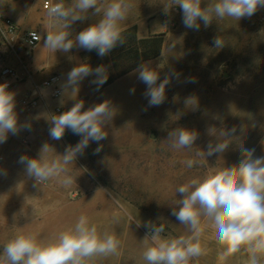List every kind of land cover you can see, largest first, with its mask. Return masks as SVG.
<instances>
[{
    "label": "rangeland",
    "instance_id": "374dc122",
    "mask_svg": "<svg viewBox=\"0 0 264 264\" xmlns=\"http://www.w3.org/2000/svg\"><path fill=\"white\" fill-rule=\"evenodd\" d=\"M165 2L132 0L135 7L122 22L123 30L135 26L138 37L162 34L160 56L148 61L159 71L158 84L165 76H171L161 105L148 106L144 96L147 86L135 71L99 93L91 92L89 76L76 91L69 88L62 91L59 99H52L55 105L62 100L74 103L79 95V100L84 101L83 110L108 100L115 111L106 125L107 138L99 143L90 141L74 165H70L77 176L71 188L65 189L55 182L33 187L34 180L26 175L24 165L18 163L21 155L37 157L45 142L62 155L67 146L80 141L82 137L69 130H65L61 140L49 136L50 116L67 110L49 105L51 98L46 91L34 108L19 104L23 96L18 99L19 123H28L31 129L16 136L9 134L7 141L0 144V169L7 173L0 176V254L17 232H33L39 240H48L74 226L79 216L85 215L99 231L113 233L121 241L118 255L97 258L93 264H146L141 257L143 239L149 231L144 226L146 222L163 224V235L187 234L185 226L172 215L173 208H178L177 200L182 199L176 192L180 185L203 176L209 168L238 164L243 158L240 147L254 149L257 158L264 157L261 143L264 139V7L251 18L240 21L213 20L207 28L200 22V30L193 31L183 25L179 6L164 13ZM210 2L214 0H203L202 7ZM93 11L89 10L88 19L72 24L70 39L100 19L92 15ZM36 30L41 36L39 43L28 51L16 45V55L0 36V46L10 51L7 66L26 70L35 79L55 74L66 81L68 72L83 63L82 57L88 51L76 46L67 53L45 48L43 40L49 30L46 17ZM216 36H221L224 47L216 49L213 44ZM36 68L38 72L34 74ZM173 70L180 74L178 79ZM191 79L195 83L188 82ZM133 88L135 91L131 92ZM189 97H194L196 104L187 105ZM56 107L61 108L60 113L54 112ZM233 126L237 132L227 150L211 157H196V151H206L209 142L223 140L219 137L220 130ZM181 127L198 133L191 151L169 146V131ZM100 146L102 150L94 154ZM188 159L200 162L188 168L185 163ZM33 204L40 209L35 215ZM139 222L141 226L137 227ZM210 240L217 245H212ZM202 244H206V251L209 249L210 264H215L220 246L210 227L206 228ZM203 259L199 257L190 264H205L207 257Z\"/></svg>",
    "mask_w": 264,
    "mask_h": 264
},
{
    "label": "clouds",
    "instance_id": "9594fccd",
    "mask_svg": "<svg viewBox=\"0 0 264 264\" xmlns=\"http://www.w3.org/2000/svg\"><path fill=\"white\" fill-rule=\"evenodd\" d=\"M202 2L166 0L163 10L168 14L173 6H179L183 25L199 31L200 22L207 28L213 20L218 22L230 18L240 21L251 18L264 7V0H214L206 7H202ZM134 7L132 0H56L46 5L49 30L43 46L53 52L65 53L76 46L87 51L95 50L98 56L104 57L117 46L125 44L122 22ZM90 9L94 10L92 15L100 19L70 39L72 24L88 19ZM213 44L216 49L224 47L221 36L214 37ZM134 71L147 86L144 96L148 106L161 105L171 76H165L158 84L159 71L150 62L140 63ZM172 74L179 78L180 74L174 70ZM89 76L95 77L91 83L96 84L99 90L108 79L107 67L99 65L93 68L88 63H80L68 72L61 88L76 91L80 82ZM188 82L195 83V80ZM194 102L196 104L194 97L186 99L187 105ZM16 106V93L9 90L7 82L0 83V144L7 141L9 134L16 136L22 130L31 129L30 124L19 123ZM83 109L84 101L79 100L69 110L51 115L49 119L51 139L61 140L65 130H69L82 137L75 146H67L64 154L59 155L52 145L45 142L37 157H19L18 163L24 165L26 175L34 180L33 187L55 182L65 189L71 188L76 184L77 176L70 165H74L77 156L83 154L90 141L99 143L107 138L106 125L115 115L110 101ZM252 127L255 128L256 124L253 123ZM236 132L235 126L220 130L219 137L223 140L217 138V143L209 142L206 151H196V157L206 158L223 153ZM197 138L196 131L181 127L169 131L167 141L173 149L191 151ZM261 143L264 144V139ZM101 150L102 146L97 147L94 154ZM240 151L243 158L238 164L209 168L203 176L192 178L176 189L182 199L177 200L178 208H173L172 215L185 226L187 234L163 235V224L145 223L149 231L143 239L141 257L146 264H190V261L205 255L202 237L209 227L220 246L218 261L221 264L238 253L246 256V264L264 262V157H255V150L244 146L240 147ZM199 162L188 159L185 163L192 168ZM6 174L0 169V176ZM32 208L34 215L40 211L36 204ZM136 225L140 227L141 222ZM120 246L121 241L115 234L99 231L95 223H90L88 217L81 215L74 226L48 240H39L33 232H17L4 245L0 264H93L97 258L118 255Z\"/></svg>",
    "mask_w": 264,
    "mask_h": 264
},
{
    "label": "crops",
    "instance_id": "0c3cea01",
    "mask_svg": "<svg viewBox=\"0 0 264 264\" xmlns=\"http://www.w3.org/2000/svg\"><path fill=\"white\" fill-rule=\"evenodd\" d=\"M38 1V3H36ZM41 1L42 0H0V14L4 17L10 18L14 24L17 26V28L20 31H28V30H35L40 28L42 26V19L43 17L47 18V15L44 11L41 9ZM56 2V1H54ZM48 19V18H47ZM10 51L6 48V46H0V69L3 67H8V57L7 54ZM18 76L21 78V82L17 84L16 86L9 89L10 91H14L16 93V101L18 102V99L23 96V94L33 88L34 85H37L47 79L50 76H46L41 79H35L31 73L27 72L23 69H17L15 70ZM38 70L37 68L33 70L34 74H37ZM55 75V74H52ZM59 77V80L61 81V84L59 85L61 88V85H63L66 81H64L65 77ZM61 91L62 88H61ZM62 95V94H61ZM79 100V95L76 96L74 103L73 101L68 102L67 100H62L60 104H53V100L49 99L48 103L51 106H59L62 107L65 110H69L76 102ZM17 107V106H16ZM65 226V225H63ZM206 231V230H205ZM211 244H215L214 241L210 240ZM206 246V244H203ZM217 245V244H215ZM219 246V245H218ZM209 252V249L207 248V251L205 255L201 256L203 260L206 259L205 264H210V260L208 259L209 256H207V253ZM215 264H221L218 260L215 262ZM224 264H246V256L241 254H236L234 257L229 258Z\"/></svg>",
    "mask_w": 264,
    "mask_h": 264
},
{
    "label": "trees",
    "instance_id": "16d2710c",
    "mask_svg": "<svg viewBox=\"0 0 264 264\" xmlns=\"http://www.w3.org/2000/svg\"><path fill=\"white\" fill-rule=\"evenodd\" d=\"M125 44L117 46L108 55L100 57L95 50L88 51L82 62L88 63L93 68L104 65L108 70V79L99 90L96 84L90 85L93 93H99L111 85L117 79L133 72L140 63L158 58L162 51V34H151L146 37H138L137 29L131 26L123 30ZM94 76L89 77L91 82Z\"/></svg>",
    "mask_w": 264,
    "mask_h": 264
},
{
    "label": "built area",
    "instance_id": "2783aa9c",
    "mask_svg": "<svg viewBox=\"0 0 264 264\" xmlns=\"http://www.w3.org/2000/svg\"><path fill=\"white\" fill-rule=\"evenodd\" d=\"M52 0H42L41 9L46 13V5L53 3ZM0 36H2L10 50L16 55L15 46L25 49L26 51L32 50L39 43L41 36L38 31L28 30L20 31L14 22L7 17L0 14ZM27 53V52H26ZM8 83L9 89L16 86L21 82L15 70L10 67H3L0 69V83ZM48 92L51 99L56 100L61 97L62 91L59 86V77L51 75L41 83L34 85L33 88L23 95L19 104L24 108H34L40 101L43 92ZM54 112L60 113L61 108L56 107Z\"/></svg>",
    "mask_w": 264,
    "mask_h": 264
}]
</instances>
